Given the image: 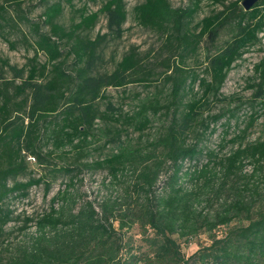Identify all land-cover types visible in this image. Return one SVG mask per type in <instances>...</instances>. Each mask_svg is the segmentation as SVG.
Masks as SVG:
<instances>
[{"label": "trees", "instance_id": "16d2710c", "mask_svg": "<svg viewBox=\"0 0 264 264\" xmlns=\"http://www.w3.org/2000/svg\"><path fill=\"white\" fill-rule=\"evenodd\" d=\"M4 1L0 20L17 23L9 14L12 8L28 24L32 40L25 39L34 54L21 67L1 60L11 78L0 74V204L12 196L26 198L30 188L40 184L47 191L51 178L58 175L69 177L48 210L34 221L35 235L9 256L0 253V264H264V190L250 183L254 174L241 173L247 158L256 163L264 159V141L243 143L256 114L231 140L237 145L224 157L208 151L206 163L201 164L204 148L198 141L188 142L194 125L205 121L204 110L220 99L233 63L260 41L264 0L247 10L242 0H206L215 8L194 25L202 0H189L183 7L172 6L169 0L135 4V22L163 37L161 46L167 54L163 83L169 84V92L164 102L142 101L133 114L114 107L104 90L151 81L136 48H130L111 71L97 69L107 35L120 38L123 34L124 0H105L90 13L81 7L76 10L78 21L69 27L56 21L63 11L61 0H40L44 5L40 22L18 13L24 0ZM99 14L105 15L108 32L93 38L82 35L95 25ZM226 26L232 28L231 37L210 54L206 46L213 45ZM202 44L207 52L200 76L184 64ZM39 53L45 56L44 62L38 61ZM254 71L259 82L253 98L264 97V60ZM195 85L198 92L193 91ZM188 93L194 96L185 102ZM226 113L230 127L235 112L227 109L211 116L204 132ZM157 115H164L166 123L144 137L152 116ZM99 120L116 124L104 141L114 146L104 159L89 160L90 139ZM122 122L138 131L137 139L122 138ZM57 150L74 154L73 162L53 164ZM27 157L44 172L21 182L17 179L28 170ZM84 170L106 171L101 184L108 193L97 203L98 210L76 197L77 178ZM239 178L244 179L242 186L236 183ZM10 222L11 212L0 208V249ZM135 226L143 247H135L126 237ZM220 228H224L221 233ZM201 234L209 243L186 256L181 244L188 245Z\"/></svg>", "mask_w": 264, "mask_h": 264}, {"label": "rangeland", "instance_id": "374dc122", "mask_svg": "<svg viewBox=\"0 0 264 264\" xmlns=\"http://www.w3.org/2000/svg\"><path fill=\"white\" fill-rule=\"evenodd\" d=\"M56 0H49L53 2ZM63 4V11L57 17L56 21L69 27L70 24L78 21L77 9L85 7L87 13L98 10L105 0H72L71 4H68L66 0H61ZM142 0H124L125 9L127 11L126 21L123 24V34L120 38H115L111 34L107 35L105 42L99 49L101 56L100 62L97 66L99 71H111L117 61L132 47L136 48L139 56L145 67L149 69L151 75V81L144 83L135 82L128 84L124 87H107L104 90V94L107 96V100L111 101L114 107L121 108V111L125 114H133L138 109L142 101L153 100L154 98L160 99L164 102L167 99L169 92V84L163 83V73L165 72L164 58L167 56L166 52L162 50L163 37L156 31L149 28L142 27L137 24L133 16V6ZM172 6H186L189 4V0H169ZM233 1V0H228ZM5 2L0 0V3ZM44 5L40 0H24L21 4V11L18 13L24 14L29 19L35 22H40L41 13ZM215 8L209 4L208 1L202 0L200 3V9L194 15L191 25H194L202 17L209 14L211 9ZM216 8H220L216 6ZM9 14L14 16V20L17 23H4L0 20V74L5 79L11 78V73L6 66H2L1 60L6 59L9 64L21 67L27 61V58L33 56L34 51L30 45L26 42L25 37L31 41L32 37L29 32L28 24L20 21L12 8L9 9ZM43 30H47V27H43ZM106 17L104 14H99L95 25L81 32L82 35L93 38L97 33H107ZM233 31L231 26L223 28L218 36L217 41L213 45H208L209 53L215 52L220 46L228 40ZM205 45L197 51L196 54L188 57L185 61L184 67L189 70H193L200 76L204 74ZM45 56L42 53L38 55V61L44 62ZM264 60V33L260 34V41L251 46L240 59L233 63L232 68L228 71L225 82L220 90V99H214L211 101L208 109L204 110L202 118L205 121H199L194 125L193 131L189 134L188 142H199V146L204 148V154L201 158V164L206 163V154L208 151H213L219 158L229 154L237 144H232L231 140L235 138L237 134H240V130L243 129L249 116L253 113L256 114V120L253 125L250 126L245 135L244 144L263 142L264 141V97L253 98V92L256 89V84L259 79L254 71V66ZM149 84V85H148ZM194 92H198L197 85L194 86ZM194 95L188 93L184 101L192 99ZM106 100L100 101L99 106L101 110L105 109ZM228 110H233L235 116L229 120V126L226 125V119L229 113L220 118L215 123H210L209 129L204 132V125L206 122H210V117L221 114ZM124 120V119H123ZM166 117L164 115L152 116V122L148 129L144 132V137L151 136L166 123ZM123 124L122 138H130L135 140L138 138V131L131 125ZM113 124V125H112ZM116 124L107 122L104 120L97 121V125L94 131V136L90 139L89 144V160H102L108 155L114 144L104 145V141L108 138L107 132L112 129ZM215 128L212 134H209V130ZM52 163L57 166L64 164H70L73 162L74 154H68L59 150L52 154ZM189 163H186V167H189ZM44 172V168H40L36 162H28V170L17 180L21 182L27 181L29 178H37ZM242 174L250 175L254 174L250 180L252 185H255L259 191L264 190V159L260 163L254 162L251 158H247L244 161V167ZM69 176L58 175L55 178H51V185L46 191L44 184L34 186L28 191L26 198L9 197L2 204L0 208L4 211L11 212V222L8 223L5 228V234L2 238L0 253L3 257L9 256L13 252L14 248L21 244H27L30 241V237L35 235L36 227L34 221L39 215L48 210L50 200L56 195L59 189L63 188V184L68 181ZM106 177V171H90L84 170L78 176L77 179L80 182H76V197L79 202L84 200L90 201L93 206L98 210L97 203L108 193V191L102 187V181ZM165 177H161V182ZM244 179L239 178L236 183L242 186ZM108 180H106V183ZM12 181H9V185ZM28 219H32V222L27 223ZM233 224H236L234 222ZM117 225L115 224V227ZM224 231V228H220L219 233ZM126 237H129L130 242L135 247H143L141 242V236L139 235V229L137 226L126 232ZM209 241L205 234H201L195 237L188 245L181 244L182 252L188 256L197 250L198 246L208 244Z\"/></svg>", "mask_w": 264, "mask_h": 264}, {"label": "water", "instance_id": "95a60500", "mask_svg": "<svg viewBox=\"0 0 264 264\" xmlns=\"http://www.w3.org/2000/svg\"><path fill=\"white\" fill-rule=\"evenodd\" d=\"M257 0H242L241 5L245 10L249 9Z\"/></svg>", "mask_w": 264, "mask_h": 264}, {"label": "built area", "instance_id": "2783aa9c", "mask_svg": "<svg viewBox=\"0 0 264 264\" xmlns=\"http://www.w3.org/2000/svg\"><path fill=\"white\" fill-rule=\"evenodd\" d=\"M26 160H27L28 162H30V163L34 162V159H33L32 157H27Z\"/></svg>", "mask_w": 264, "mask_h": 264}]
</instances>
